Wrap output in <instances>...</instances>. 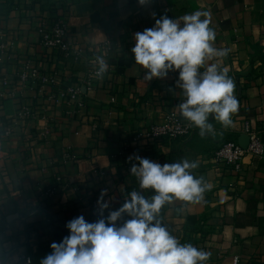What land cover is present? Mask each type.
<instances>
[{
	"label": "crops",
	"instance_id": "crops-1",
	"mask_svg": "<svg viewBox=\"0 0 264 264\" xmlns=\"http://www.w3.org/2000/svg\"><path fill=\"white\" fill-rule=\"evenodd\" d=\"M201 9L211 10L215 46L230 49L221 65L234 79L239 100L232 125L224 128L212 120L216 135L203 138L193 127L173 140L131 141L136 131L177 112L183 99L175 86L178 71L165 79L144 80L145 70L131 53L134 34L153 27L163 15L175 19ZM44 17L65 19L77 55L64 57L40 44L36 24ZM0 36L6 45L0 51V89L16 87L14 98L0 99L3 260L18 264L26 254L31 264H40L51 243L69 235L68 221L80 215L88 222L102 218L91 207L102 190L109 202L105 218L133 190L150 199L154 190L140 189L126 168L136 163L129 157L139 155L161 165L184 158L199 162L191 172L209 185L203 199H174L158 217L181 244L210 252L205 264H264V161L247 154L241 170L234 172L212 158L222 142H239L245 120L264 140V0H149L144 6L138 0H0ZM104 42L110 47L107 53L99 48ZM97 57L108 69L84 90L82 108L50 97L59 86L81 78ZM26 61L45 74L56 72L59 85L18 86L15 73ZM4 79L9 83L4 85ZM24 102L31 114L5 136V127ZM45 123L49 140L41 136ZM57 175L62 177L59 184ZM52 185L54 192L47 194Z\"/></svg>",
	"mask_w": 264,
	"mask_h": 264
},
{
	"label": "clouds",
	"instance_id": "clouds-1",
	"mask_svg": "<svg viewBox=\"0 0 264 264\" xmlns=\"http://www.w3.org/2000/svg\"><path fill=\"white\" fill-rule=\"evenodd\" d=\"M138 3L144 6L149 0ZM211 24L210 9L175 19L163 15L155 19L153 27L134 34L131 48L136 64L145 70V81L165 79L169 72L178 71L175 86L183 99L176 108L186 122L199 129L202 138L216 135L212 120L230 127L232 115L239 110L235 81L221 65L230 49L215 46L216 31ZM99 65L97 75H102L108 65L103 59ZM133 159L131 175L140 189H152L155 195L149 199L133 190L105 218L109 202L102 190L97 200L102 218L88 222L80 215L68 221L69 235L52 242L51 252L40 264H205L210 259V252L181 244L158 219L164 205L174 199L190 203L203 199L209 185L191 172L199 162L184 158L161 165L139 155L129 157L130 162ZM125 215L131 218L124 220ZM121 220L122 226H117Z\"/></svg>",
	"mask_w": 264,
	"mask_h": 264
},
{
	"label": "built area",
	"instance_id": "built-area-1",
	"mask_svg": "<svg viewBox=\"0 0 264 264\" xmlns=\"http://www.w3.org/2000/svg\"><path fill=\"white\" fill-rule=\"evenodd\" d=\"M37 32L39 34L40 44L50 50L60 52L64 57L77 55L79 51L73 49L68 39L67 23L64 18H46L44 17L36 24ZM6 48L5 43L0 36V51H4ZM103 53H107L109 50L108 42H104L99 46ZM99 59L97 57L93 60V63L87 68L84 75L74 83L65 84L59 86L55 93L50 94L51 98L55 100L64 101L66 104L72 105L76 109H80L84 106L83 92L85 89H89L94 86L95 82L100 79L102 75H97L99 70ZM16 79L18 86L27 88L31 85V82L40 84L41 87H47L50 85L58 84V77L56 72L45 74L41 72L35 64L30 61L23 63L17 70ZM3 84L9 83V80H2ZM16 94V87L12 89H0V99L11 97L14 98ZM30 106L27 102L21 103L13 116V120L4 129V135L9 136L12 129L19 124L24 118L31 114ZM193 127L186 122L180 115L179 111L169 112L163 116L160 121L154 122L148 125L144 130H139L130 136L131 141H137L140 139L159 140L167 139L173 140L181 136H187ZM240 131L242 135L247 137L248 142L246 146L239 144L237 140H226L222 142L213 152V161L220 162L227 165L234 172H239L242 166L243 157L247 154L252 155L262 161H264V140L261 138V132L253 128L248 121H243ZM50 128L47 123L41 132V136L47 140L50 137ZM67 156H69L67 154ZM126 167V166H125ZM130 169L129 166L126 167ZM55 184L62 182L60 175L55 176ZM55 185H52L46 190L47 194H51L55 190ZM92 210L95 214H100L99 206L96 202H92ZM237 258H235L236 262ZM0 264H10L0 257ZM18 264H31L30 255H22Z\"/></svg>",
	"mask_w": 264,
	"mask_h": 264
},
{
	"label": "water",
	"instance_id": "water-1",
	"mask_svg": "<svg viewBox=\"0 0 264 264\" xmlns=\"http://www.w3.org/2000/svg\"><path fill=\"white\" fill-rule=\"evenodd\" d=\"M247 142H248L247 137H245L244 135H242L240 137V139H239V144H241L242 146H246Z\"/></svg>",
	"mask_w": 264,
	"mask_h": 264
}]
</instances>
